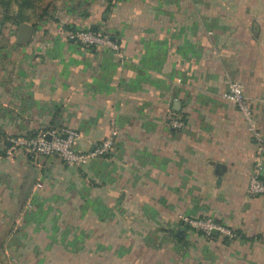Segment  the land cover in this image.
Returning a JSON list of instances; mask_svg holds the SVG:
<instances>
[{"label": "crops", "instance_id": "obj_1", "mask_svg": "<svg viewBox=\"0 0 264 264\" xmlns=\"http://www.w3.org/2000/svg\"><path fill=\"white\" fill-rule=\"evenodd\" d=\"M103 7L99 30L116 50L39 23L27 43L0 53V143L70 126L86 151L116 131L113 148L79 168L55 155L0 154V236L43 237L31 223L53 221L41 208L58 197L67 213L84 207L78 224L89 238H106L97 264H264V195L245 193L253 139L222 97L227 74L253 98L264 136V0H120L111 18ZM78 185L85 200L56 195ZM185 218L211 219L236 238ZM16 245L17 264L41 263Z\"/></svg>", "mask_w": 264, "mask_h": 264}, {"label": "rangeland", "instance_id": "obj_2", "mask_svg": "<svg viewBox=\"0 0 264 264\" xmlns=\"http://www.w3.org/2000/svg\"><path fill=\"white\" fill-rule=\"evenodd\" d=\"M21 1L22 0H11L8 8L0 6V53L9 52V41H13L15 39L17 27L19 26L15 25L10 19L6 21L7 19L5 16L11 17V19L16 16L18 5ZM98 1L100 2L98 3ZM119 2L120 0L112 1L111 12H108L109 14L107 13L109 17L114 10L115 12H118L117 16H119ZM105 4L106 0H29L28 7H23L22 13L25 16V21L23 23H27L32 26H37L39 23H47L53 28H58L49 30L53 33L52 35L54 37L58 36L57 34L60 35V31L67 37L69 33L89 30V26L84 25L93 23L94 26L102 28L103 20L100 18L99 12L101 11L100 6H104ZM77 27L83 28L78 29ZM97 32L106 34L103 29L98 30ZM34 36H37L36 33ZM83 188L85 187L80 185H78V187L68 186L65 190L64 188L58 189V191H56V195L63 194L65 192L72 200H85L88 198L87 188L85 193L82 192ZM56 200L57 202L55 207H46V209H44V207L41 208V212H43L40 216L41 220L51 216L53 221L31 223L34 225L32 228L34 231L37 230L45 232L43 237L41 234L35 238L32 237L27 239V241H25L26 239L21 238H18L19 241H15V237L13 236L10 238L0 236V241L4 246L3 251L0 252V264H17L18 259L13 251L10 250V245L14 241V243L18 242L16 247H14L17 251L22 245L23 247L26 246L24 249L30 251V254L31 252H35L34 256L39 261L36 262H41L40 264L43 262H47L46 264H66L65 258L70 257V254L68 253L89 251L90 248L95 249L97 254L105 252V248H108L106 238L103 237L96 240L91 239L87 236V229L80 228L81 225L84 226L86 223H80V225L78 224V220L81 218L88 220V218H86L87 212H83L84 207H76V209H79L78 212L81 214L78 216L77 213H75V210H72V214L67 213L68 211H65L66 208H62L60 205L62 203L60 198L58 199L57 197ZM51 210H55L56 214H52ZM27 224L29 225V223H26V225ZM114 240L117 245L120 244L119 237ZM161 246H163V244H161ZM95 257L96 256L92 254L91 257L89 256V259H95ZM87 260L88 255L86 254L75 255L71 257L72 262L70 263L75 264L78 262L77 264H86L84 262Z\"/></svg>", "mask_w": 264, "mask_h": 264}, {"label": "built area", "instance_id": "obj_3", "mask_svg": "<svg viewBox=\"0 0 264 264\" xmlns=\"http://www.w3.org/2000/svg\"><path fill=\"white\" fill-rule=\"evenodd\" d=\"M67 37L87 45H102L114 50L117 48L107 34L93 30L69 33ZM223 83L222 97L234 104L242 114L248 123L254 143V161L248 176L245 193L247 196L264 195V136L251 119L254 100L244 93L242 84L229 75L224 74ZM170 125L179 129L183 126V122L179 118H175L172 119ZM46 135H49L50 138L46 139ZM115 136L116 131L112 130L110 135L101 142L92 144L91 148L86 151H80L76 148L80 138L76 129L70 126L53 127L33 136L17 135L10 137L7 141L0 143V154L12 156L15 152L20 151L41 156L55 155L66 166L79 168L90 159L102 157L108 153L113 148ZM184 222L195 231H201L206 235H211L212 231H216L217 234L228 239L236 238L234 230L211 219L185 218Z\"/></svg>", "mask_w": 264, "mask_h": 264}, {"label": "trees", "instance_id": "obj_4", "mask_svg": "<svg viewBox=\"0 0 264 264\" xmlns=\"http://www.w3.org/2000/svg\"><path fill=\"white\" fill-rule=\"evenodd\" d=\"M10 1L11 0H0V6L3 7V8H8V6L10 5ZM28 5H29V0H22L21 3L18 5V11H17L16 16H14L12 19H11V17L5 16V18L7 19L6 21H8V19H10L17 26L20 25V24H22L25 21V16L22 13L23 7L24 6L25 7H28ZM111 6H112V2L106 0V4L103 7V15H105V14H107L109 12ZM89 30L98 31L99 30V27L98 26H92V27L89 28ZM11 35H12V33H11ZM198 232H201V231H198ZM17 240H18V237H15V241H17ZM16 244H18V242H16ZM3 249H4V246H3V244L0 241V252H2ZM68 254H70V257L65 258V263L66 264L72 262L71 261V257L72 256L81 255V254L88 255V260L84 262L86 264L105 263V260H107V258H105V256H104V253L103 254L101 253L100 257H96L95 259H89V256L90 257L92 256L91 252H89V251H84V252H81V251L79 252L78 251V252H75V253L74 252H71V253H68ZM77 263L78 262H76L75 264H77Z\"/></svg>", "mask_w": 264, "mask_h": 264}, {"label": "water", "instance_id": "obj_5", "mask_svg": "<svg viewBox=\"0 0 264 264\" xmlns=\"http://www.w3.org/2000/svg\"><path fill=\"white\" fill-rule=\"evenodd\" d=\"M32 26L27 23H22L17 27V32L15 36V41L19 44L27 43L31 38ZM46 139H49V135L45 136ZM212 235H217L216 231L211 232Z\"/></svg>", "mask_w": 264, "mask_h": 264}]
</instances>
